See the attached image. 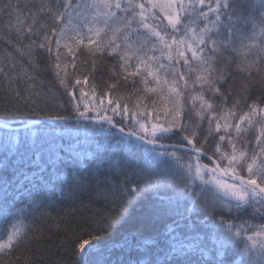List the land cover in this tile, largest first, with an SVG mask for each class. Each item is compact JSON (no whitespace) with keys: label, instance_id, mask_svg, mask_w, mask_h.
Here are the masks:
<instances>
[{"label":"snow or ice","instance_id":"obj_1","mask_svg":"<svg viewBox=\"0 0 264 264\" xmlns=\"http://www.w3.org/2000/svg\"><path fill=\"white\" fill-rule=\"evenodd\" d=\"M4 18L0 85L13 102L0 119L24 132L0 142V257L67 200L97 224L75 264H264V104L249 100L257 78L264 88V0H0ZM9 47L29 66L55 49L58 77L84 47L91 71L74 84L64 71L69 99L53 111L29 99L41 93ZM109 71L98 95L89 75ZM81 128L108 139L91 159L64 146Z\"/></svg>","mask_w":264,"mask_h":264},{"label":"trees","instance_id":"obj_2","mask_svg":"<svg viewBox=\"0 0 264 264\" xmlns=\"http://www.w3.org/2000/svg\"><path fill=\"white\" fill-rule=\"evenodd\" d=\"M23 3L24 0H21ZM38 2V0H37ZM6 22V18L0 20V28ZM4 36V32L0 31V37ZM6 45L0 43V64L4 62V48ZM8 51L15 57L18 64H22L27 68L28 73L35 78V90L41 93L39 100L36 97H29L33 103H39L41 107H47L50 110H62L67 100L69 99L65 87L60 84V78L64 76V71L68 73L65 77L68 84H74L76 78L83 79L91 71V59L86 54V49L80 47L76 52V68L71 67V60L67 55L62 56L61 63V76L56 75L57 70L54 67L55 62V49L51 56L48 54H42L31 57V66H29V57L27 54L21 55L17 53L15 49L11 47ZM67 64V68H65ZM108 75H111L109 71L105 76L104 81L99 77L98 72L89 75V86L95 80L97 94L104 90L106 87L105 81ZM258 80L259 91L255 92L249 100H256L257 103L264 104V88H261ZM123 84V81H121ZM25 85L20 84L23 88ZM89 86H84L85 91H89ZM79 86H77L78 88ZM127 89L120 88L113 90V95H126ZM25 93L21 92L23 98ZM90 92L89 97L90 98ZM257 97H259L257 99ZM87 99V98H86ZM6 102H13L10 97L6 98V93L3 85H0V107H3ZM25 101L22 99L21 103ZM107 101L105 100V103ZM118 118V117H117ZM39 122L36 118H32L26 121L29 125H34ZM0 123H7L9 126L3 129L0 128V142L5 139H10L17 135L13 129H21V134L24 132V126L21 119L8 120L7 122L0 119ZM87 123V122H84ZM36 124V125H38ZM30 130L35 131V127ZM58 132H63V129H57ZM256 129H250L248 132L249 139L254 142ZM64 146L67 150L70 146L72 151L69 155L80 153L81 158L87 156L88 159L92 158L93 150L96 148H106L108 146V139L106 136H100L97 134L93 136L90 132L81 128L79 131H71L65 133L63 136ZM207 162V161H205ZM2 167V165H0ZM107 163L99 165L98 169L94 165L90 171L92 172L105 173L107 172ZM62 169H57L58 175L62 172ZM93 209L96 213H107L114 211V206L105 203H96L93 205ZM149 212L147 202H142L137 215H143ZM97 227L95 221L87 213L77 207L70 205L69 201L64 200L59 202L56 207L51 210L50 216L42 218L35 222V228L39 229V234L34 233V239L21 249H17L14 257H0V264H25L26 261H32V264H75L73 257V249L78 246V243L89 236V233ZM111 239V237H109ZM86 250L90 245H86ZM238 264V261H237Z\"/></svg>","mask_w":264,"mask_h":264},{"label":"water","instance_id":"obj_3","mask_svg":"<svg viewBox=\"0 0 264 264\" xmlns=\"http://www.w3.org/2000/svg\"><path fill=\"white\" fill-rule=\"evenodd\" d=\"M39 122H37V123H35V124H38ZM0 128H3V129H8V130H10L9 128H6V127H4V124L3 123H0Z\"/></svg>","mask_w":264,"mask_h":264},{"label":"rangeland","instance_id":"obj_4","mask_svg":"<svg viewBox=\"0 0 264 264\" xmlns=\"http://www.w3.org/2000/svg\"><path fill=\"white\" fill-rule=\"evenodd\" d=\"M61 52H62V53H64V52H65V50H64L63 48H61ZM65 55H67V54L65 53Z\"/></svg>","mask_w":264,"mask_h":264}]
</instances>
